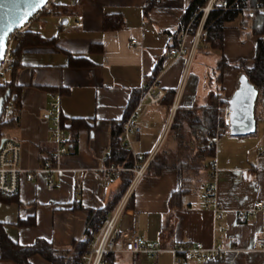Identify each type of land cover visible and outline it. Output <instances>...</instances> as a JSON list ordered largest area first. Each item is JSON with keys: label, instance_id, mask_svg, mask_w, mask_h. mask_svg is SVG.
Returning <instances> with one entry per match:
<instances>
[{"label": "crops", "instance_id": "1", "mask_svg": "<svg viewBox=\"0 0 264 264\" xmlns=\"http://www.w3.org/2000/svg\"><path fill=\"white\" fill-rule=\"evenodd\" d=\"M148 1L60 0L69 10L66 16L45 15L28 29L48 43L16 49L17 69L5 82L18 87L19 106L4 136L20 143L22 169L53 171L35 172L33 180L23 177L18 195L0 199V224L20 246L40 240L69 249L87 239L90 214L105 210L118 196L116 208L124 204L121 232L137 223L146 244L163 250L156 263L145 254L144 264H264V252L255 244L264 237V208L248 220L240 217L255 203L264 205V120L256 116L254 135L233 137L224 116L245 74L240 63L254 66L260 36L250 32L263 16L249 18L243 27L239 14L224 23L221 48H211L205 37L191 60L173 58L169 50L184 33L181 22L192 0H161L145 12ZM115 15L122 17L123 27L105 30L106 16ZM193 39L189 33L187 51ZM221 59L228 65L223 69ZM152 83L163 99L139 105L143 87ZM219 93L225 127L211 132V99ZM54 100L60 102L62 131L74 144L58 159L54 120L48 115ZM133 111L141 133L131 148L120 138L133 168L113 165L114 131ZM217 130L218 142L211 148L208 140ZM153 161L162 167L158 175L146 172ZM140 165L145 170L137 176ZM107 166L119 169L109 181L100 172ZM212 176L217 209L206 206ZM196 243L218 256L192 259L173 252ZM29 262L50 264L40 255ZM0 264L16 263L0 252ZM115 264H130V256L116 255Z\"/></svg>", "mask_w": 264, "mask_h": 264}, {"label": "built area", "instance_id": "2", "mask_svg": "<svg viewBox=\"0 0 264 264\" xmlns=\"http://www.w3.org/2000/svg\"><path fill=\"white\" fill-rule=\"evenodd\" d=\"M60 0H47L43 7L36 12V14L23 24L19 29L10 35L8 38L6 48L0 60V86L4 83L6 78L10 76L16 67L15 52L18 46V41L25 31H27L32 23L45 15H47L52 7L58 5ZM213 11H237L246 14L250 19L256 15L264 17V4H259L256 7H246L241 0L230 3L228 0H208L205 7H203L195 16L192 21L185 28L184 33L178 40L177 46L169 50V55L173 58L187 56L192 59L194 52L199 46L202 38L207 37L208 32L205 28L206 20L209 14ZM195 25V26H194ZM193 34L192 45L187 51L186 40L188 34ZM136 45V41L132 42ZM156 83L145 85L140 95V103L143 104H157L160 102L164 95L155 89ZM227 108V107H226ZM226 108H224V116L226 117ZM14 112V105L9 102L4 104L2 108L3 122H6ZM49 118L54 120V138L57 144V149L54 157L66 155L69 151V141L61 128V108L59 100H54L49 103ZM226 126L227 121L225 119ZM141 127L136 119V112L133 111L123 127L122 142L127 148H131L134 142L133 137L141 133ZM218 130L216 135L211 137L208 141L210 147L213 148L218 142ZM109 154L104 156V159L109 158ZM21 159V145L19 142L9 136H4L0 140V195L5 197H14L20 191L21 179L25 177L27 180H33L36 173H50L53 170L49 168L39 169L35 172L26 171L20 166ZM119 169L115 166H107L101 169V175L104 180L109 181L112 175ZM145 170V165H140L136 168L137 176H141ZM51 178V176H50ZM246 180H250L249 175H245ZM206 190V206L208 208L217 209L215 203V194L217 185L214 182V176L211 177ZM52 186V182L49 183ZM264 208L261 202L254 204L253 208L246 209L240 212V217L243 220H248L253 215ZM124 213V204L119 205L114 211L107 213L102 219V223L94 236L87 238V247L80 257V264H104L105 258L109 254L119 255L126 254L130 256V264H144V255L150 254L151 259L156 263L159 254L163 252L159 244L155 243L148 246L145 240L140 236L137 231L136 225L128 232H121L118 227V221ZM220 217V216H219ZM256 249L264 252V237L256 239ZM176 254H187L192 259L214 258L218 256L216 250H206L202 244L196 243L194 245H187L178 247L173 251ZM180 262V261H178Z\"/></svg>", "mask_w": 264, "mask_h": 264}, {"label": "trees", "instance_id": "3", "mask_svg": "<svg viewBox=\"0 0 264 264\" xmlns=\"http://www.w3.org/2000/svg\"><path fill=\"white\" fill-rule=\"evenodd\" d=\"M161 0H149L145 8V12H148L153 6L159 4ZM230 3L237 0H228ZM244 2L246 7H256L259 4H264V0H241ZM208 0H192L189 7L183 14L182 26L183 28L192 21L195 14H197L203 7L206 6ZM69 13V10L61 5H56L52 7L51 11L47 15H53L56 17H63ZM239 14L237 11H213L209 14L205 28L208 32L205 41L210 44L211 48H221L222 47V34L223 26L225 22L234 20ZM249 19L246 14H242V25ZM241 25V26H242ZM195 26V25H194ZM123 27V19L120 15H115L109 18L106 16L104 20L105 30H116ZM181 31V29H180ZM250 34L259 35L255 46L254 54V66L252 68H246L245 62H241L239 67L244 68L245 74L248 76L249 81L259 89V96L256 102V116L261 115L264 120V17L261 21L260 27L252 28ZM29 36V37H28ZM48 42L43 38L32 35L28 30L23 33L18 41V48L24 47L26 45H45ZM178 41L175 43L174 47L177 46ZM220 69L227 67L228 65L221 59ZM17 69V63L15 70ZM160 72V68L157 67L155 70L154 77ZM12 73V74H13ZM149 84V83H147ZM0 99H4L7 104L11 102L14 105V110L19 106V96L18 87L11 81L5 82L0 86ZM223 106L222 94H216L212 96L211 99V114L209 116V129L214 132L218 127H225L224 120L222 118V113L219 108ZM262 107V110L259 109ZM12 116V115H11ZM16 118L10 117L6 122H3V116L0 114V140L4 137V131L12 126ZM121 134L123 135V128L118 131H114V151L112 156L109 158V162L113 165H122L126 168H133V163L131 161L132 155L129 150H127L121 144ZM69 148H74V144H70ZM214 150L211 149V154L213 155ZM157 163L153 161L147 169V173L158 175L161 168H156ZM9 197L0 195L1 200H8ZM119 202L118 196L111 200L107 208L103 211L92 212L90 214V219L88 223V228L86 231L87 238L95 235L99 229L102 219L107 213L115 210ZM87 247V239L81 242L74 243L69 249H57L53 245L45 241H37L32 246H20L18 243L12 241L5 233L2 224H0V252L1 258L12 260L16 264H30L29 258L34 255H40L43 259L48 261L50 264H80V257ZM116 255L109 254L105 258L104 264H115Z\"/></svg>", "mask_w": 264, "mask_h": 264}, {"label": "water", "instance_id": "4", "mask_svg": "<svg viewBox=\"0 0 264 264\" xmlns=\"http://www.w3.org/2000/svg\"><path fill=\"white\" fill-rule=\"evenodd\" d=\"M46 1L0 0V60L10 35L31 19ZM258 96L259 89L249 81L246 74H242L238 88L227 101L230 111L228 130L231 136L248 137L256 133ZM4 103V99H0V114Z\"/></svg>", "mask_w": 264, "mask_h": 264}, {"label": "bare ground", "instance_id": "5", "mask_svg": "<svg viewBox=\"0 0 264 264\" xmlns=\"http://www.w3.org/2000/svg\"><path fill=\"white\" fill-rule=\"evenodd\" d=\"M229 116H230V111L228 109V110H226V117H225V119L227 118V124L228 125H229V121H230Z\"/></svg>", "mask_w": 264, "mask_h": 264}, {"label": "rangeland", "instance_id": "6", "mask_svg": "<svg viewBox=\"0 0 264 264\" xmlns=\"http://www.w3.org/2000/svg\"><path fill=\"white\" fill-rule=\"evenodd\" d=\"M259 109L262 110V107L259 106ZM258 118H259V120H260V119H263V118L261 117L260 113H259V115H258Z\"/></svg>", "mask_w": 264, "mask_h": 264}]
</instances>
